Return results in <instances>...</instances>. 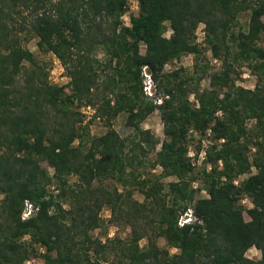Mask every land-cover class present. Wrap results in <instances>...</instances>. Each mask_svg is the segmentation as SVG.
I'll return each instance as SVG.
<instances>
[{"label": "trees", "instance_id": "trees-1", "mask_svg": "<svg viewBox=\"0 0 264 264\" xmlns=\"http://www.w3.org/2000/svg\"><path fill=\"white\" fill-rule=\"evenodd\" d=\"M125 4L0 0V264L37 257L42 264H264V48L257 44L264 1L136 0L137 13L128 25L119 19ZM243 10L249 11L246 25L234 30ZM199 23L220 69L209 74L207 89H193L195 106L186 79L178 70L166 75L162 68L183 54H198ZM22 30L36 37L37 50L51 52L65 68L68 92L23 65L34 58L19 42ZM97 46L107 56L99 81L100 63L88 59ZM242 64L255 77L251 89L232 81L231 73ZM141 68L152 81L151 95L142 90ZM73 104L92 108L88 122L102 120L105 132L89 135L84 113L70 109ZM154 109L165 139L152 165L176 177L161 195L162 183L135 173L142 164L135 151L144 156V146H155L148 130L139 127ZM120 112L133 130L128 142L111 127ZM189 128H208L212 141L206 150L211 166L201 169L207 195L195 199L184 157ZM107 180L123 187L131 180L143 200L126 202ZM242 196L249 207L240 203ZM26 202L30 212L22 218ZM103 206L110 222L129 227L127 237L101 240L89 234L100 225ZM186 209L189 220L178 224ZM157 237L164 239L163 247ZM250 247L259 258L245 256Z\"/></svg>", "mask_w": 264, "mask_h": 264}, {"label": "rangeland", "instance_id": "rangeland-1", "mask_svg": "<svg viewBox=\"0 0 264 264\" xmlns=\"http://www.w3.org/2000/svg\"><path fill=\"white\" fill-rule=\"evenodd\" d=\"M264 1V0H263ZM137 13V5L136 0H126V4L120 14V22L122 24L128 25L129 24V18L131 16L136 15ZM249 16L248 10H243L239 12L236 15V21L237 24L233 27L234 30L239 28H244L247 22ZM261 21L264 24V14L261 16ZM164 25V31L163 35L167 37L169 35V27L167 22H163ZM203 24L199 23L195 30V42L198 45L199 52L195 56L193 54L187 53L181 55L178 59L172 60L166 64H164L162 68V73L169 74L172 70H178L179 71V77L185 78V84L184 86L187 87L190 92H188V100L193 102L196 106V102L194 100V92L193 89L202 90L207 89L209 84V74L218 71L220 69L219 61L212 57L210 50L208 49L207 44L203 41ZM19 42L20 44L27 48L29 51H31L34 63H30L27 61L23 62V65L27 68L35 69L36 76L39 78H42L43 74L45 75L46 81L49 84H56V85H64V91L68 92V86L67 81L68 77L66 76L65 68L62 66V64L58 61V59L51 53V52H41L37 50L35 42L36 37L33 36L31 32H25L22 30L18 33ZM257 44L262 46L264 48V30L260 33V38L257 41ZM144 50V46L142 43L139 44V51L142 53ZM89 61L93 65H96V63H100L98 66L97 71V79L98 81L103 77V72L101 69L104 66L105 61L107 60V56L103 53V50L97 46L94 49L91 50L89 55ZM95 63V64H94ZM235 72L231 73L232 81L235 86H241L244 88L251 89L255 82L254 75L249 71V69L244 65H240L239 67H236L234 69ZM141 77H142V90L144 92L145 89H147V79H146V73H144L143 68H141ZM199 77H201L199 79ZM168 78H171L170 75H168ZM153 85V84H152ZM153 90L151 89V92ZM146 94V93H145ZM147 95V94H146ZM158 101V100H157ZM82 105L73 104L69 106L70 109L74 111L81 110ZM92 110V108H91ZM219 111L216 112V115H219ZM125 112L118 113L112 120H111V127L115 129V131L119 134L120 137L126 138V142H128L127 137L133 136V130L130 126L125 125ZM90 117V114H83L82 122L88 123V133L89 135H99L105 132L107 129V126L103 123L100 119H93L88 122V118ZM252 121L248 120L246 121V126L249 127L251 125ZM139 127L142 129L148 130V135L150 140L155 141V146L153 149H148L146 146L145 151L146 154L143 156L141 154V151L136 150L137 159L142 161V164L139 166H136L135 173H138L139 177L141 178H149L150 182L153 180H156L157 182H160L163 184V189L160 193L167 189L166 184L170 181H173L176 179L174 175H162L161 174V168L158 165H152L154 161V152L159 149L160 142L165 139L163 132H162V121L159 117V113L157 109H154L152 112H150L140 123ZM211 132L208 128L204 129L203 132H200L199 130H196L194 128H189L186 133V139L184 141L185 146V153L184 157L188 161L191 170L189 171V176L191 178L188 189L193 190V197L194 199L197 197L206 196V192L204 189H202L201 185V169L204 168L206 171L209 170V167L211 166L210 163L206 161V150L211 144ZM77 143V139L74 140L73 144ZM127 147H129L127 145ZM126 151V149H125ZM253 152V149L248 152L249 156L251 157V153ZM250 159V158H249ZM41 166L46 168V170L51 173V168L46 165L45 162H41ZM220 167V164L217 166ZM254 169H251L250 172L244 173L242 175H239L237 178L234 179V183H237L239 180L244 178L250 173H253ZM74 177H71L70 180H73ZM109 188H111L113 185L117 187V190H119L122 194V198L126 200V202L136 201L141 202L143 200V195L140 193V190L137 188L134 182L129 180L127 184L123 187L120 184H117L113 180H107L105 182ZM197 188H200L197 190ZM240 203L243 205L244 208L249 207L250 201L249 198L246 196H242ZM244 219H247L248 216L245 213V211L242 212ZM98 216L100 217V225L98 227L93 228L90 230L89 234L92 237H99L101 240H103L106 237H120L125 238L129 234V227L124 224L123 221H118L116 223L110 222L109 218L111 217L110 211L108 207L103 206L98 213ZM190 218V209H186V211L179 215L177 223L181 224L185 221H188ZM156 244L158 247H163L165 245V241L162 237H157L155 239ZM146 242L145 238H141L138 243L140 246L144 245ZM176 249L170 248L169 251L172 253ZM36 251L38 253L43 252L42 248L36 247ZM245 256L257 259L259 258V251L254 248L250 247L245 252ZM26 264H42V260L40 257L34 258L32 260L26 261Z\"/></svg>", "mask_w": 264, "mask_h": 264}, {"label": "built area", "instance_id": "built-area-1", "mask_svg": "<svg viewBox=\"0 0 264 264\" xmlns=\"http://www.w3.org/2000/svg\"><path fill=\"white\" fill-rule=\"evenodd\" d=\"M144 73H146V72L144 71ZM146 79H147V84L146 85H148V86H147V89L144 90V93H146L147 95H151L152 92H153V91L151 92V89L153 90V85L151 84V79L149 78L148 73H146ZM81 111L84 114H91L92 113V110H91V108L89 106L83 107V109ZM30 207H31L30 204L28 202H26L25 203V207L22 210V214H21L22 218L26 217L29 214Z\"/></svg>", "mask_w": 264, "mask_h": 264}, {"label": "clouds", "instance_id": "clouds-1", "mask_svg": "<svg viewBox=\"0 0 264 264\" xmlns=\"http://www.w3.org/2000/svg\"><path fill=\"white\" fill-rule=\"evenodd\" d=\"M151 84H152V81H151Z\"/></svg>", "mask_w": 264, "mask_h": 264}]
</instances>
